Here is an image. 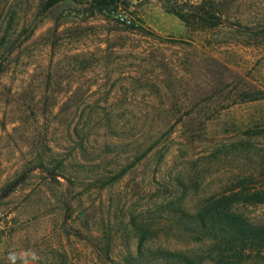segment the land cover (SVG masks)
Masks as SVG:
<instances>
[{
	"label": "rangeland",
	"instance_id": "rangeland-1",
	"mask_svg": "<svg viewBox=\"0 0 264 264\" xmlns=\"http://www.w3.org/2000/svg\"><path fill=\"white\" fill-rule=\"evenodd\" d=\"M111 1L4 7L0 264H220L200 212L264 189V0Z\"/></svg>",
	"mask_w": 264,
	"mask_h": 264
},
{
	"label": "trees",
	"instance_id": "trees-1",
	"mask_svg": "<svg viewBox=\"0 0 264 264\" xmlns=\"http://www.w3.org/2000/svg\"><path fill=\"white\" fill-rule=\"evenodd\" d=\"M10 0H0V19L4 7ZM63 0H48L46 8H53ZM111 0H102L109 5ZM17 184H12L5 190L4 197L11 194ZM239 203H264V189L250 192L246 189L223 194L212 199L200 212L198 217L201 227L208 236L213 237L220 264L236 263L264 256V225H255L245 221L232 212Z\"/></svg>",
	"mask_w": 264,
	"mask_h": 264
},
{
	"label": "water",
	"instance_id": "water-1",
	"mask_svg": "<svg viewBox=\"0 0 264 264\" xmlns=\"http://www.w3.org/2000/svg\"><path fill=\"white\" fill-rule=\"evenodd\" d=\"M31 170H27L25 171L23 174H21L17 179L16 181L13 183L14 185L17 184L25 175H27L28 173H30Z\"/></svg>",
	"mask_w": 264,
	"mask_h": 264
}]
</instances>
